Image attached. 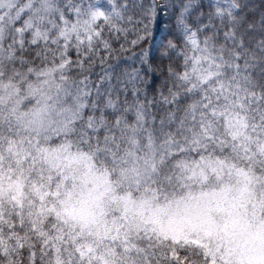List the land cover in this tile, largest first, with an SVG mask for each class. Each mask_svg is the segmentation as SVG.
Segmentation results:
<instances>
[{"label":"snow or ice","instance_id":"1","mask_svg":"<svg viewBox=\"0 0 264 264\" xmlns=\"http://www.w3.org/2000/svg\"><path fill=\"white\" fill-rule=\"evenodd\" d=\"M0 264H264V0H0Z\"/></svg>","mask_w":264,"mask_h":264}]
</instances>
